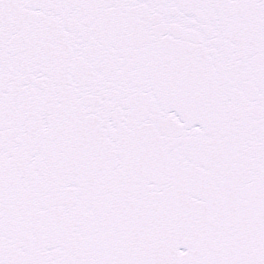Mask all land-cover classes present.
I'll use <instances>...</instances> for the list:
<instances>
[{
    "label": "snow or ice",
    "instance_id": "6c2138e0",
    "mask_svg": "<svg viewBox=\"0 0 264 264\" xmlns=\"http://www.w3.org/2000/svg\"><path fill=\"white\" fill-rule=\"evenodd\" d=\"M0 264H264V0H0Z\"/></svg>",
    "mask_w": 264,
    "mask_h": 264
}]
</instances>
